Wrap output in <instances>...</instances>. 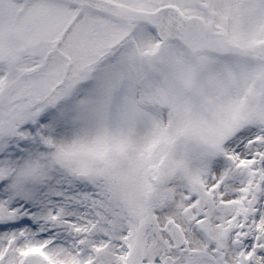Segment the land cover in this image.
<instances>
[{
  "label": "snow or ice",
  "instance_id": "obj_1",
  "mask_svg": "<svg viewBox=\"0 0 264 264\" xmlns=\"http://www.w3.org/2000/svg\"><path fill=\"white\" fill-rule=\"evenodd\" d=\"M0 264H264V0H0Z\"/></svg>",
  "mask_w": 264,
  "mask_h": 264
}]
</instances>
